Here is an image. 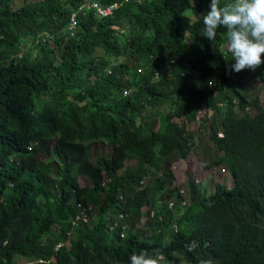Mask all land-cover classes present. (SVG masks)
<instances>
[{
	"label": "trees",
	"instance_id": "1",
	"mask_svg": "<svg viewBox=\"0 0 264 264\" xmlns=\"http://www.w3.org/2000/svg\"><path fill=\"white\" fill-rule=\"evenodd\" d=\"M120 1L0 0V264H129L142 249L160 264H264V107L250 93L264 65L232 71L226 29L201 35L210 0L88 7ZM201 109L212 120L191 132ZM197 145L220 152L209 164L232 187L172 184L166 160Z\"/></svg>",
	"mask_w": 264,
	"mask_h": 264
},
{
	"label": "clouds",
	"instance_id": "2",
	"mask_svg": "<svg viewBox=\"0 0 264 264\" xmlns=\"http://www.w3.org/2000/svg\"><path fill=\"white\" fill-rule=\"evenodd\" d=\"M208 9L209 10L203 14V31L201 35L213 41L216 39L217 30L219 28L223 27L226 29V50L230 53L231 60L235 61V63L230 66L231 70L237 73L245 69L255 71L261 65H264V0H226L223 4L221 0H210ZM208 83L211 87L214 81L210 80ZM146 110L148 115L153 117L152 121L155 123V129H157L160 125L158 117H160L162 113L156 114V112H152L151 107L150 110L147 108ZM162 111L163 110H160V112ZM205 119L206 118H203L201 120ZM210 120H212V118H210L209 121ZM176 121H180V119H176ZM206 121L208 125L209 121L205 120L204 123H206ZM200 124L199 120V125ZM217 135L222 136V132L218 131ZM216 153L220 155V152L216 151ZM217 166L218 167L210 166V168L218 169L217 171L221 175L225 176L226 174L229 176V172L225 169V166ZM196 181L200 183V181ZM183 182L184 180H182L181 183ZM216 182H220L226 187H232L233 178L230 181V183H232L231 185L222 180H216ZM182 192L184 193V190H182ZM210 193L211 192H205L207 195ZM197 246L196 241H192L186 245L189 251H192ZM128 260L129 264H160L163 260V256L160 255L158 250L149 252L147 249H142L139 252H132ZM200 264H211V261L202 260Z\"/></svg>",
	"mask_w": 264,
	"mask_h": 264
},
{
	"label": "rangeland",
	"instance_id": "3",
	"mask_svg": "<svg viewBox=\"0 0 264 264\" xmlns=\"http://www.w3.org/2000/svg\"><path fill=\"white\" fill-rule=\"evenodd\" d=\"M27 41H29V39ZM226 45L227 44L224 45V50H226ZM251 84H252V86H251V92L250 93L252 94V96L258 95L260 103L264 107V89H262V90L259 89V87H258L259 81L257 79H252ZM146 108L150 110L149 104H147ZM167 109H168L167 104L163 105L160 108V110H167ZM203 111H204V109H201L196 114L195 120L188 124V129L191 132H193L195 129H197L199 133H201V132L203 133V129L201 128V126L199 125V121L197 120L200 116H201L200 118H202V119L206 118V120H208V121L210 118L213 117V110H212V114L208 113V114H206V116L203 115L204 114ZM236 113L241 115V111L239 109H237ZM205 126H207V121L205 123ZM203 141L205 143L207 142L209 145L212 144V142L209 141L208 133L206 135L202 136L201 144H203ZM196 142L198 144L197 139H196ZM204 148H205V151H204ZM99 152L109 153V147L105 142H101L100 144L95 145V151L93 152V155L95 153H99ZM216 154L217 153L215 151L214 146L211 147L210 149H208L205 146L199 147L197 145L195 147V149L193 150V152H191L185 159H180V158H178L177 155H173L170 159H167L166 162L173 172L172 184L182 187L184 185V182L185 181L187 182V179H188L187 177L190 176L193 179L200 181V183L198 185H200L201 188L204 189L206 193L212 192L214 190V184H215L216 180H220V181L222 180L225 183H228L229 185H231L232 183H230V181L232 180V178H229V177H231L230 174H229V176H227L226 174L224 176V175H221L217 171L218 169L210 168L209 163H210L211 159ZM216 167H218V166H216ZM160 172H161V170L159 171V173ZM186 174H188V175H186ZM53 175H54V177L59 176L58 165H54ZM182 180H184L183 183H181ZM80 184L81 185L90 184V181L86 177H82V178H80ZM185 193H187L186 188H184V194ZM95 212H96V210H95ZM95 214L96 213H94L93 215H95ZM144 219H145L144 221H147L148 217H145ZM148 221L151 222V219H149ZM174 228H175V226H174ZM60 244H62V243H60ZM17 264H32V262H27L23 258L19 257Z\"/></svg>",
	"mask_w": 264,
	"mask_h": 264
},
{
	"label": "built area",
	"instance_id": "4",
	"mask_svg": "<svg viewBox=\"0 0 264 264\" xmlns=\"http://www.w3.org/2000/svg\"><path fill=\"white\" fill-rule=\"evenodd\" d=\"M123 1L126 2L127 0H123ZM123 1L113 3V4L105 6V7L100 6L97 3H95V2H92V3H89L88 7L95 9L102 17H106V16L111 15L112 12L114 11V9L117 8L118 6H120L123 3ZM82 7H80L77 11H74L71 14L72 18H71V21H70V26H69L70 28H74L75 27V25H76L75 17L77 16L78 11L82 9ZM59 245H57L56 248Z\"/></svg>",
	"mask_w": 264,
	"mask_h": 264
}]
</instances>
